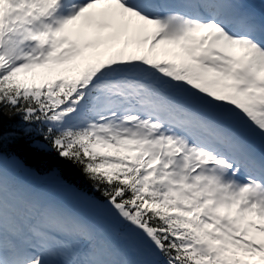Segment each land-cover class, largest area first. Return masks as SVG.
<instances>
[{"label":"snow or ice","instance_id":"6c2138e0","mask_svg":"<svg viewBox=\"0 0 264 264\" xmlns=\"http://www.w3.org/2000/svg\"><path fill=\"white\" fill-rule=\"evenodd\" d=\"M0 264H264V0H0Z\"/></svg>","mask_w":264,"mask_h":264},{"label":"trees","instance_id":"16d2710c","mask_svg":"<svg viewBox=\"0 0 264 264\" xmlns=\"http://www.w3.org/2000/svg\"><path fill=\"white\" fill-rule=\"evenodd\" d=\"M15 151L18 152L23 164L27 169L35 170L37 173H42L45 171L47 164V157L43 154L33 153L26 145L16 146ZM65 179L74 183L81 190L89 193L90 195H95L98 197L97 193H92L91 190L87 187V185L83 182L82 178L79 176L77 171H72L70 174H65Z\"/></svg>","mask_w":264,"mask_h":264},{"label":"rangeland","instance_id":"374dc122","mask_svg":"<svg viewBox=\"0 0 264 264\" xmlns=\"http://www.w3.org/2000/svg\"><path fill=\"white\" fill-rule=\"evenodd\" d=\"M50 179H51V178H50ZM50 179H49V178H47V180H50ZM47 180H46V182H48Z\"/></svg>","mask_w":264,"mask_h":264}]
</instances>
